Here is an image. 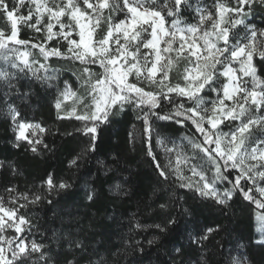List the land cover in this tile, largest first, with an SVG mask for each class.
Masks as SVG:
<instances>
[{"label": "snow or ice", "instance_id": "obj_1", "mask_svg": "<svg viewBox=\"0 0 264 264\" xmlns=\"http://www.w3.org/2000/svg\"><path fill=\"white\" fill-rule=\"evenodd\" d=\"M81 3L66 0V3L49 6L46 0H0V15L10 23V32L0 30V50H4L7 61L6 67L0 65V81H3L0 95L7 98L19 93V99H28L30 92H19V89L25 87L20 84L22 78L30 79L29 89L38 84L57 93L54 107L59 117L64 101L70 97L81 98L68 80L62 85L53 83L57 77L48 73L47 61L56 57L78 62L88 91L85 99L89 102L84 105L87 111L78 114L74 108L66 115L81 122L82 126L75 131L88 137L85 152L95 151L101 125L112 124L127 107H131L140 122L145 158L156 173V185L162 188L171 184L188 189L194 198L213 200L221 213L232 207L230 202L234 197L264 210V28L249 20L258 11L264 13V0H235L232 6L214 0L211 8L195 9L196 23L186 27L181 26V18L187 9L193 8L190 0H122V4L111 5L109 0H98L96 4L81 0ZM105 9L109 13L104 18L106 31L94 39ZM113 12L117 15L113 16ZM65 16L67 23L62 20ZM21 22L36 33H43L41 42L19 38L18 23ZM239 26H243V35L232 31ZM54 28L58 30L54 31ZM54 40L57 44L63 41L66 49L52 46ZM29 45L38 49L44 62L30 61L29 51L15 47L27 49ZM142 49L147 51L142 52ZM181 60L184 61L180 74L182 83L173 84L169 82V71L173 63L179 65ZM234 64L239 68L233 67ZM90 65H98L102 71L93 76ZM221 77L226 82L222 83ZM145 82L149 85L147 89ZM9 108L15 125L14 147L24 145L33 153L49 149L42 135L46 129L39 123L25 122L18 110L11 105ZM159 122L175 124L189 132L194 128V133L184 139L193 150L190 159L196 163L190 165V171L197 180L183 175L179 168H173L171 160L163 163L159 159L153 146V138L161 135ZM195 134L202 139L197 140ZM128 136L133 140L139 138L132 132ZM169 142L174 143L170 138ZM165 151L170 153L172 149ZM82 158V154L73 158L69 166L78 167ZM204 162L209 167H203ZM43 186L46 196L35 194L29 201V195L21 194L13 197L12 203L22 199L36 204L47 199L49 205L55 206L58 201L50 197L53 194L59 196L72 187L53 173L46 175ZM4 190L11 193L16 189L5 185ZM95 196V190L90 189L86 199L94 202ZM175 199L179 202L180 198ZM28 203L20 204L19 208L27 207ZM19 208H6L0 201V213L3 214L0 215V264H57L59 252L53 253L51 248L46 250L45 245L27 240L26 228L21 226L29 225L30 221L18 215ZM190 213V209H184L185 215ZM158 215L162 217L160 223L147 225L136 221L134 229L146 231L151 228L167 236L177 223L168 203L159 204ZM258 218L261 221V227L257 229L259 238L250 240L245 246L247 249L264 250V211ZM6 229H14V235H3ZM219 230L222 229L218 226L206 227L201 234L190 237L194 250L200 251L204 242L214 239L213 234ZM159 240L160 236L153 235L147 244L152 246ZM126 243L133 254L144 253L140 240ZM68 248L85 252L80 240L69 239ZM33 253H39V256L34 257ZM169 256L171 264H185L187 253L180 245L172 249ZM221 257L216 264H253L247 252L238 256L222 252ZM65 264H79V260L74 255Z\"/></svg>", "mask_w": 264, "mask_h": 264}, {"label": "trees", "instance_id": "obj_2", "mask_svg": "<svg viewBox=\"0 0 264 264\" xmlns=\"http://www.w3.org/2000/svg\"><path fill=\"white\" fill-rule=\"evenodd\" d=\"M52 6L54 0H46ZM192 9H187L181 18L183 24H194L197 20V8H211L214 0H190ZM229 6L235 0H217ZM25 11V10H22ZM215 11V9H213ZM96 29L94 39H98L107 28L104 18ZM114 16V14H112ZM171 18H169L170 20ZM67 23L68 17H62ZM250 22L264 28V13L257 12ZM47 22V15L44 17ZM19 38L30 40L33 43L41 42L43 33H36L24 23H18ZM0 30L10 32V23L0 15ZM58 29L54 28V31ZM242 33V31L240 32ZM52 46L66 49L63 41L59 44L54 40ZM23 51L31 53L29 60H40L38 49H27L18 46ZM9 56L11 54H8ZM48 73L54 74L57 79L53 83L68 80L72 83L77 95L86 102L88 91L85 80L81 76V66L78 62H69L52 57L47 61ZM0 65L7 66L4 50H0ZM38 67V65H37ZM94 73L97 67L89 66ZM43 71V70H42ZM31 73H29V78ZM132 80V78L130 79ZM30 79H21L20 84L25 87L19 92H30L28 99H19L18 95L10 94L7 98L0 95V201L6 208H19L20 204L28 203L22 199L12 203L13 197L21 194L29 195V201L35 194L47 195L43 180L48 173L68 181L72 187L59 196L53 194L50 198L58 201L55 206L49 205L47 199L36 204L28 203L25 208H19L18 215L25 216L30 221L26 225L24 235L29 241L35 240L53 253L59 252L57 264H65L66 260L73 259L75 255L79 264H171L169 253L175 247L184 246L187 253L185 264H216L221 260V253L240 255L247 252L253 264H264V250L252 247L247 249L250 240L256 239L254 215L264 210L256 209L238 197L230 203L232 207L221 213L218 206L211 199L194 198L188 189H179L177 185H165L162 188L155 184L156 173L149 166L142 142V129L137 121V113L127 107L120 116L116 117L110 125H101L98 138L95 142V151H87L88 137L77 133L81 122L73 116L57 115L54 107L52 89H45L35 84L29 89ZM3 81H0V85ZM147 89L148 86L144 85ZM3 89L0 88V91ZM11 105L20 112V118L25 122L39 123L46 132L42 135L49 149L33 153L24 145L14 147L15 125L11 121ZM68 109L67 104L65 105ZM78 110V109H76ZM161 135L153 138V146L159 159L163 163L174 159L171 144L179 149L185 165L174 164L181 173L192 177L190 165L196 163L190 158L192 148L186 135L194 133L178 125L159 122ZM132 132L138 139H130L128 133ZM169 138L174 143L169 142ZM197 140L202 139L195 134ZM160 142V143H158ZM174 149V148H173ZM83 155L79 166H69V162ZM187 162V163H186ZM186 167V168H185ZM203 167H209L207 162ZM15 169V171H13ZM195 177H192L194 180ZM14 187L16 190L9 193L4 186ZM119 185V187H118ZM90 189L95 190L94 202L86 199ZM179 197V202H176ZM168 203L171 216L177 221L173 230L167 236L157 230L149 228L146 231L134 229L136 221L152 225L160 223L162 217L158 215L159 204ZM184 209L191 213L184 214ZM219 227L214 233V239L205 241L200 251H195L191 245L190 237L202 233L206 227ZM30 228V231L27 229ZM153 235L160 236V240L148 246L147 240ZM80 240L85 246V252H74L68 248V240ZM140 240L144 246V253L133 254L126 241ZM38 257L39 253H33Z\"/></svg>", "mask_w": 264, "mask_h": 264}, {"label": "rangeland", "instance_id": "obj_3", "mask_svg": "<svg viewBox=\"0 0 264 264\" xmlns=\"http://www.w3.org/2000/svg\"><path fill=\"white\" fill-rule=\"evenodd\" d=\"M76 2L77 3H81V0H76ZM90 2H92V3H94V4H96V3H98V0H90ZM54 3H56V4H60V3H66V0H54ZM113 3H121L122 4V0H109V4L111 5V4H113ZM81 7L83 8L84 6L82 5V3H81ZM89 12L91 13V10H89ZM102 12H103V15L106 13V14H109L108 13V10L107 9H105V10H102ZM125 12H126V10H125ZM112 14H114V16H116L117 15V13H115V12H113ZM95 14H93V16H94ZM229 15H233V17H234V14H229ZM121 18H123V17H121ZM217 18H219L218 16H217ZM92 23L94 24L95 23V20L93 19V21H92ZM189 24H182L181 26L182 27H186V26H188ZM168 25H166V27H167ZM225 26H227V25H225ZM232 31H238V32H241L242 31V33H240L241 35H243V32H244V29H243V26H239L238 27V29H233ZM95 34V33H94ZM144 35H146V34H144ZM124 41H123V37H122V35H121V43H123ZM244 41H242V43H243ZM201 43H202V41H201ZM10 47H12V45H10ZM15 47H18V46H15ZM161 47H164V45L162 44L161 45ZM134 50V49H133ZM142 52H144V51H147V50H145V49H142L141 50ZM172 57H173V59L175 60V54L174 53H172V54H170ZM183 64H184V61L183 60H181L180 61V63H179V65H177L176 63H173V65H172V68H171V70L169 71V82H171V83H173V84H175V83H182V80H181V76H180V74L182 73V71H183ZM92 66H95V67H97V72H100V71H102L100 68H99V66L98 65H92ZM233 67H236L237 69L239 68V65L238 64H234L233 65ZM96 75V73H94L93 74V76H95ZM159 73L157 74V78H159ZM237 75H240V73L238 72L237 73ZM132 77H130V79H131ZM221 79V82L223 83V82H226L225 81V79L223 78V77H221L220 78ZM245 79H248V78H245ZM132 80H134V78H132ZM93 82H95L94 80H93ZM144 85H146V86H148L149 87V85L147 84V82H145V84ZM251 86V85H250ZM87 102H89L88 100L86 101V102H82V99H80V100H77V98L76 97H70L68 100H66V101H64V103H63V105H62V111H60V114H62V115H66V113H71L72 111H73V109L75 108V110L76 109H78V110H76V112L79 114V113H83V112H86L87 111V109L85 108V103H87ZM230 103V102H229ZM67 104V108L68 109H66V105ZM66 116H68V115H66ZM224 131H228V129L227 128H224L223 129ZM29 135H31V133H29ZM252 146H257V145H255V144H253ZM171 149H172V151L171 152H173V154H174V159H173V163L176 165V164H182L183 163V166L185 165V163L183 162L184 161V158H182L183 156H181V154H180V152H179V149L176 147V146H173L172 144H171ZM174 148V149H173ZM187 163V162H186ZM186 168V167H185ZM198 179V177H195L194 178V181L195 180H197ZM259 213L260 212H255V215H254V224H255V233H256V239H258L259 238V232L257 231V229L259 228V227H261V221L259 220ZM0 215H3L2 213H0ZM5 220H7V217H5ZM21 227H25L24 225H22ZM3 235H5V236H8V237H10V236H12V235H14V229H6V231H4L3 233H2ZM28 240V239H27ZM29 241V240H28ZM238 256V255H237Z\"/></svg>", "mask_w": 264, "mask_h": 264}]
</instances>
